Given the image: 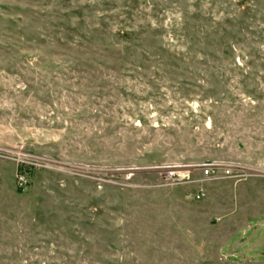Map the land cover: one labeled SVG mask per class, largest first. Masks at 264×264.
<instances>
[{"label": "rangeland", "instance_id": "374dc122", "mask_svg": "<svg viewBox=\"0 0 264 264\" xmlns=\"http://www.w3.org/2000/svg\"><path fill=\"white\" fill-rule=\"evenodd\" d=\"M0 264H264V0H0Z\"/></svg>", "mask_w": 264, "mask_h": 264}, {"label": "built area", "instance_id": "2783aa9c", "mask_svg": "<svg viewBox=\"0 0 264 264\" xmlns=\"http://www.w3.org/2000/svg\"><path fill=\"white\" fill-rule=\"evenodd\" d=\"M233 169L223 164H207L202 168L203 175L210 179H219L231 175ZM190 171L184 172L183 177L190 178ZM205 195L204 189L199 188L195 194L196 199Z\"/></svg>", "mask_w": 264, "mask_h": 264}]
</instances>
